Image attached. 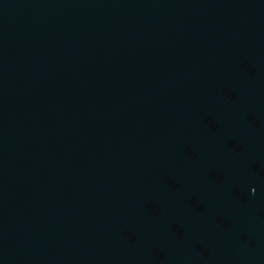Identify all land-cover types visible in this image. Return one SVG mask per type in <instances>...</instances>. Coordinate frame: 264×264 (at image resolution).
<instances>
[{
    "label": "water",
    "instance_id": "water-1",
    "mask_svg": "<svg viewBox=\"0 0 264 264\" xmlns=\"http://www.w3.org/2000/svg\"><path fill=\"white\" fill-rule=\"evenodd\" d=\"M0 264H264V0H0Z\"/></svg>",
    "mask_w": 264,
    "mask_h": 264
}]
</instances>
